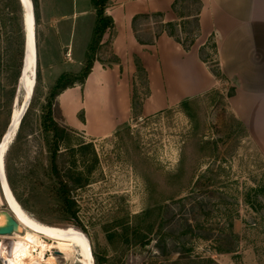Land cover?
I'll list each match as a JSON object with an SVG mask.
<instances>
[{
  "label": "rangeland",
  "instance_id": "374dc122",
  "mask_svg": "<svg viewBox=\"0 0 264 264\" xmlns=\"http://www.w3.org/2000/svg\"><path fill=\"white\" fill-rule=\"evenodd\" d=\"M32 1L37 41L35 83L34 67L31 70L35 92L4 158L8 185L27 214L39 223L83 233L94 264L98 258L103 264H264V154L232 114L229 98L234 88L223 77L221 86L190 99L185 111L178 105L138 118L137 110L149 93L145 73H139L133 118L103 139L66 127L54 101L56 121L67 133L57 157L60 177L71 189L73 210L67 209L54 173V136L43 128L50 94L45 84L66 70L60 65L66 51L60 61L57 41L50 34L55 27L41 14L39 0ZM40 2L44 15L50 11L69 15L56 25L68 30L65 41L76 27L71 40L79 58H84L97 24L91 0ZM196 9L194 0H181L175 12L180 19ZM157 20H138V35L152 38ZM183 29L182 41L195 42L199 32L194 24H184ZM215 53L209 39L202 55L217 71ZM23 57L20 1L0 0V140L11 116L20 111ZM95 58L113 62L110 44L101 45ZM67 75L69 81L75 78ZM1 193L0 189L4 216L10 210ZM42 239L62 243L69 253L45 252L42 264H81L78 247ZM228 250L234 252H223Z\"/></svg>",
  "mask_w": 264,
  "mask_h": 264
},
{
  "label": "crops",
  "instance_id": "0c3cea01",
  "mask_svg": "<svg viewBox=\"0 0 264 264\" xmlns=\"http://www.w3.org/2000/svg\"><path fill=\"white\" fill-rule=\"evenodd\" d=\"M175 1H109L106 14L113 19L114 27L105 33L101 45L110 44L114 60L106 64L103 58H95L85 83L76 84L56 97L64 125L103 139L128 123L135 112L133 99L139 85L136 60L143 66L149 91L137 110L138 118L177 107L221 86L222 80L217 79L202 55L206 42L212 39L218 71L224 83L234 88L229 98L230 110L264 154V0H200L199 34L189 50L166 33L140 43L132 27L134 17L162 13L165 23L180 22L172 9ZM39 8L44 18L49 19L48 24L55 27L50 34L57 41L60 61L65 56L62 51H66L60 64L66 70L54 81L46 82L44 90L48 92L62 75L82 72L89 48L84 58H79L71 40L77 33L76 27H72L65 41L68 30L56 25L58 19L69 15L64 11L62 15L55 11L44 15L40 0ZM85 13H74L73 18Z\"/></svg>",
  "mask_w": 264,
  "mask_h": 264
},
{
  "label": "bare ground",
  "instance_id": "6f19581e",
  "mask_svg": "<svg viewBox=\"0 0 264 264\" xmlns=\"http://www.w3.org/2000/svg\"><path fill=\"white\" fill-rule=\"evenodd\" d=\"M32 13L33 21L31 13L29 12V22L32 31H34L36 54L34 53L33 45L31 44L32 54L30 56L28 64L25 67L23 76L22 71L20 76V79H24L23 82L30 89L34 88L35 79H37V41L34 4ZM35 64L36 75L33 83L31 79V70L33 69ZM32 71V74L34 76V70ZM19 113L20 111L15 112L14 117L19 116ZM16 133L17 131L15 128H11L8 133L6 131L3 142L2 144L0 143V189L2 191L1 194H3V197L4 194L6 196V199H4L10 210V212H8L11 213L13 217L19 222V232L11 236H0V259L5 264H42V260L45 258V252L57 250L63 255L69 254L68 252H64L66 251V249L61 245L62 243H47L42 239L43 237L49 241H63L68 245H74L78 247L81 252V264H94L90 243L88 244V239H86L83 233L77 231L73 227H53L35 221L31 216H29V214H27V212L22 208L20 203L13 195L5 176V163L3 161V155H5L7 147L13 141ZM6 215H8V213H4V216L3 214H0L2 218L0 221V227L5 225L4 219L6 218ZM37 250L40 251V256L38 255L39 257L34 255ZM54 260L55 258L53 257L50 259V262H54Z\"/></svg>",
  "mask_w": 264,
  "mask_h": 264
},
{
  "label": "trees",
  "instance_id": "16d2710c",
  "mask_svg": "<svg viewBox=\"0 0 264 264\" xmlns=\"http://www.w3.org/2000/svg\"><path fill=\"white\" fill-rule=\"evenodd\" d=\"M109 1L110 0H91L92 5L94 6L96 10L97 24H96L95 31H94L93 42L91 46L89 47V51L86 57L84 68L80 74L72 73V76L75 77L72 81H69L67 79V76H68L67 74L62 75L58 79L56 85L53 86L52 89L50 90L49 99L46 105L47 112L44 117V127L43 128H44V131L48 133H53V136H54L53 137L54 138V151H53L54 173L57 179L59 180L60 189L62 191V196L64 198L67 209L69 211L73 210L71 206L72 205V200H71V195H70L71 189L69 187V184L60 177V174L58 172V167H57V157H58V153L60 150L59 148L61 144L64 142L67 133L65 131L66 129H62L58 125L55 115H54L53 106H54V101L56 97L61 92H63L64 90L68 88L74 87V85L76 84L83 85L87 77L91 74L92 68L95 62V56H96L98 49L100 48L102 44L103 37L108 30H111L114 27L113 19L106 14ZM180 1L181 0H176L175 3L173 4L172 9L174 12ZM194 3L197 7L195 12L194 13L189 12L188 15L182 16L180 18L182 21L180 20V22L165 23L163 19L164 14L162 13H152V14H143V15L135 16L133 19L132 27H133V31L135 33L137 40L140 43L144 42V40L138 35L137 26H136L138 20H141V19L149 20V19L155 18V19H158L156 21L157 22L156 24H158V30L156 31V33H154V37L152 41L154 40V38L157 39L161 34L166 33L170 37L174 38L177 42L181 43L183 47L185 48V50H189L191 46L194 44V41L192 40L189 44L188 43L185 44L180 38L179 34H181V32L184 31L183 29L184 24H190V23L194 24L195 31L199 32V14H200V10L202 7V3L200 0H194ZM177 29L179 30L178 33H177ZM135 62H136L137 71L139 73H144V69H143L141 62L139 60H136ZM214 72H215V75L217 76V79L219 80L222 79L221 73L218 70L217 71L214 70ZM190 101L191 100H187L179 104L181 108L183 107L182 110L184 111L186 110L185 106L188 105ZM223 252L232 253L234 251L228 250V251H223ZM97 261H98V264H103L104 262L103 259L101 258L100 259L98 258Z\"/></svg>",
  "mask_w": 264,
  "mask_h": 264
},
{
  "label": "water",
  "instance_id": "95a60500",
  "mask_svg": "<svg viewBox=\"0 0 264 264\" xmlns=\"http://www.w3.org/2000/svg\"><path fill=\"white\" fill-rule=\"evenodd\" d=\"M19 1L22 7V11H23V29H24V57H23V62H22V76H23L25 72V67L28 64L30 56L32 54L31 44L33 45L35 54H36V45H35V39H34V31H32L30 22H29V12L31 13L32 21H33L32 0H19ZM35 75H36V64L34 66V79H35ZM20 81L21 80L19 79V84H20ZM22 91H23V97L21 100L19 116H16V117H14L13 115L11 116L10 123L6 130L7 133L11 128H15L17 132L19 131L22 125L23 119L31 106L34 92H35L34 88L30 89L28 86L23 85ZM2 137H3L1 138L2 140H0L1 144L5 136H2ZM1 144H0V147H1ZM4 156L5 155H3V161L5 158ZM4 198L6 199L5 194H4ZM18 228H19V222L13 217L11 213L8 212V215H6L5 225L0 227V236H11L15 233H18L19 232ZM58 254H62V253L58 252ZM3 264L5 263L3 262Z\"/></svg>",
  "mask_w": 264,
  "mask_h": 264
}]
</instances>
